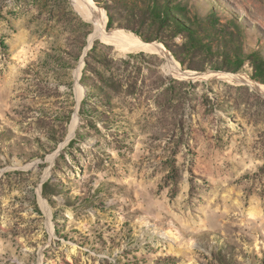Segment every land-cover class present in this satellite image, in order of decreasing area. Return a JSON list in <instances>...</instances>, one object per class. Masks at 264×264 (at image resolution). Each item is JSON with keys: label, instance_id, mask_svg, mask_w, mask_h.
Returning <instances> with one entry per match:
<instances>
[{"label": "rangeland", "instance_id": "rangeland-1", "mask_svg": "<svg viewBox=\"0 0 264 264\" xmlns=\"http://www.w3.org/2000/svg\"><path fill=\"white\" fill-rule=\"evenodd\" d=\"M76 1L0 0V264H264V0Z\"/></svg>", "mask_w": 264, "mask_h": 264}, {"label": "bare ground", "instance_id": "bare-ground-1", "mask_svg": "<svg viewBox=\"0 0 264 264\" xmlns=\"http://www.w3.org/2000/svg\"><path fill=\"white\" fill-rule=\"evenodd\" d=\"M74 1H76V0H74ZM77 2H78V0L75 2V5L77 7L80 6V8L86 10L87 13L89 12V13L93 14L92 15L93 16L92 20L94 21L95 27L99 30V33L97 34V36H94V37H92L90 39V45H91V43L93 41V38H95V39L97 37L104 38L103 36L106 35L107 36L106 37L107 40L111 39V41H112L114 39H116V40L117 39H121L123 41V43L126 44L127 47L132 48L133 50H135V49H138V50H149V51H153V52L159 53L162 56L165 54L166 58L168 57V54L165 53L164 48L162 47V45H159V44H156V43L144 44V43L140 42L137 38H135L133 35H131L130 33H126V32H123V31H115L113 34L112 33H110V34L105 33L104 32L105 20H106L105 13L102 10L97 9L90 0H82L81 4H79ZM169 62H170V65L174 64L173 68L176 71L174 74L177 77H179V78H192L193 75H190L189 73L187 74V73L181 72L179 70L177 64H175L171 59H170ZM223 76L226 79L230 80V81H240V82H244V83H247V84H252V82L248 78H246L245 76L226 75V74H223ZM252 85H254L256 89L259 88L261 90V87H256L255 84H252ZM261 91L264 92V90H261Z\"/></svg>", "mask_w": 264, "mask_h": 264}, {"label": "water", "instance_id": "water-1", "mask_svg": "<svg viewBox=\"0 0 264 264\" xmlns=\"http://www.w3.org/2000/svg\"><path fill=\"white\" fill-rule=\"evenodd\" d=\"M97 36V35H96Z\"/></svg>", "mask_w": 264, "mask_h": 264}]
</instances>
